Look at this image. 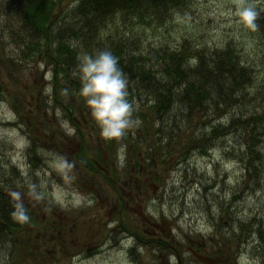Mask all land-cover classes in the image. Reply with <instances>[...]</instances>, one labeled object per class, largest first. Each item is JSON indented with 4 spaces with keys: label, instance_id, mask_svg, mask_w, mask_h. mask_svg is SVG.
<instances>
[{
    "label": "rangeland",
    "instance_id": "obj_1",
    "mask_svg": "<svg viewBox=\"0 0 264 264\" xmlns=\"http://www.w3.org/2000/svg\"><path fill=\"white\" fill-rule=\"evenodd\" d=\"M75 2L64 0L60 16L63 17L65 10H70ZM254 5L258 6V3L249 0H189L180 9H174L162 27H132V37H139L141 49L146 53L151 47L166 45L173 48L181 36L190 37L195 44L206 47L236 39L242 45L240 57L253 66L255 81L259 83L264 80V63L259 59L262 53H257L259 49L255 48L257 40L245 34L247 28L244 32L240 30L246 26L239 22L237 15L238 9L253 8ZM13 8L9 9L10 18L18 9ZM8 19L0 17V90L3 91L0 95V102H3L0 104V179L10 178L16 186L22 185L25 189V185H32L31 189H35L33 196L24 195L22 202L31 203L35 207H32L35 218L43 222L40 226L32 224L28 230L30 245H41V249L39 256H34L27 264L40 261L41 264H177L176 258L178 264H203L188 251V247L197 246L211 257L217 253L222 264H239L240 257L246 259V264H264V144L261 147L263 166L259 184L251 180L242 183L241 166L234 153H229L233 146L237 147L234 133L222 142L218 140L207 154L196 150L183 162L177 160L186 135L199 127L193 128V124L202 117L194 116L191 122H187L177 111L167 114L169 123L164 129L170 138L162 141L166 145L162 148L165 154L162 160L157 152H144V148L147 143L158 142L163 127L160 134L144 140V126L138 119L133 120L138 123H133L123 133L127 140L115 138L112 142L115 152L102 154L95 147L104 146L108 138L102 137L96 130V122L84 114L87 124L92 123L95 127L92 129L89 124L82 127V145L87 150L80 144L81 150L77 153H84L93 162L104 156L100 168L107 173L104 177L98 169L90 171L81 160L82 163L78 161L75 147L70 150L79 140L76 132L68 133L62 126V121L66 120L59 106L61 103L51 97V66L36 55L25 58L24 48L16 45L19 40L14 33L23 25ZM109 21L107 26H102L100 34L105 40L107 34L115 37L124 30L122 21L114 18ZM13 94H16L15 103L20 107L17 113L12 105ZM57 99L62 103L66 101L60 95ZM254 100L264 105V96ZM139 104L136 98L133 102L135 111ZM35 106L37 111L33 110ZM35 114L45 124L38 120L34 126L39 161L37 167H31L27 150L31 138L22 119ZM74 116L77 117V113ZM120 141L125 144L123 147ZM154 172L157 175L153 184L155 188L149 181ZM236 190L240 191L233 199ZM88 193H97L103 199L102 203L94 195L95 198L89 200ZM46 204L50 207H45ZM114 204L119 207L124 204V211L114 213ZM149 219H155L161 227L169 229L166 233L170 248L131 244L134 238L131 233L142 238L143 228L151 230L146 222ZM238 221L248 222L254 231L246 232L245 239L240 235V243L235 246ZM49 222L55 226L62 224L67 234L58 230L47 231L44 225ZM76 240L79 242L75 243ZM8 261L9 258L5 259L6 263Z\"/></svg>",
    "mask_w": 264,
    "mask_h": 264
},
{
    "label": "trees",
    "instance_id": "obj_2",
    "mask_svg": "<svg viewBox=\"0 0 264 264\" xmlns=\"http://www.w3.org/2000/svg\"><path fill=\"white\" fill-rule=\"evenodd\" d=\"M249 1L258 3V6L253 7L257 12L256 28L246 26L244 29L243 26L240 30L244 32L247 28L245 34L257 40L255 48L259 49L257 53H262L259 59L264 63V0ZM188 2L189 0H76L71 9L65 10V15L61 17L64 0H0V17H8L9 21L21 22L23 25L14 33L19 40L16 45L24 48L26 59L36 55L51 66V89L55 102H58L60 95L62 99H66V103L71 104V93L79 100L83 98L79 95V78L72 75L78 53L86 51L93 54L97 50L107 49L117 57L118 66L127 78V99L133 108L134 100L138 98L140 101L133 117L137 116L145 127L144 140L160 134V128L169 123L166 116L171 111L179 112L181 119L187 122H191L194 116L202 117L201 121L193 124V128L197 125L199 127L186 135L184 155L189 156L196 150L205 153L218 140L222 142L234 133L237 147H231L229 153H234L233 156L241 166L242 182L251 180L254 184H259L263 166L261 147L264 144V105H259L254 99L264 96V80L259 83L255 81L253 66L240 57L242 45L235 39L224 41L218 46L206 47L195 44L190 37L181 36L173 48L166 45L151 47L146 53L141 49L139 37H132V27H162L168 22L174 9H180ZM14 6L18 9L10 18L9 9H14ZM65 18L69 20L66 21ZM113 18L122 21L124 30L115 37L107 34L106 41L100 37L102 26H107ZM2 94L3 91L0 90V95ZM16 99V94H13L12 105L17 113L20 107L15 103ZM236 106L238 109H235ZM33 110L36 111V108ZM38 118L35 114L29 116L28 120H22L31 138L27 149L31 167H37L39 161L34 138L35 123L41 120ZM41 121L45 124L43 119ZM157 121L160 127L154 126ZM162 138L154 145L147 143L145 149L160 152L162 147L159 142ZM109 143L108 150L111 151L112 142ZM76 155L87 169H96L95 164L84 153ZM9 179H0V259H3L0 263L20 264L23 260V264H27L34 256H39L41 249V245H30L29 227L32 224L40 226L43 222L35 218L31 203L22 202L24 195L33 196V186L25 185L23 189L22 185L16 186ZM13 193L17 195L13 197ZM45 207L50 206L46 204ZM21 211L27 217L23 221L16 218V214ZM237 223L239 231L234 237L235 246L240 243V235L244 238L246 232L254 231L248 222ZM44 228L52 232L56 230L53 222L44 225ZM257 231L260 233L261 229L258 228ZM223 244L226 245V242ZM8 258L6 263L5 259ZM41 263L43 262L36 264Z\"/></svg>",
    "mask_w": 264,
    "mask_h": 264
},
{
    "label": "clouds",
    "instance_id": "obj_3",
    "mask_svg": "<svg viewBox=\"0 0 264 264\" xmlns=\"http://www.w3.org/2000/svg\"><path fill=\"white\" fill-rule=\"evenodd\" d=\"M237 15L240 23L250 29L256 28L257 12L254 8H240L237 10ZM76 59L77 64L72 75L79 78V95L84 98L86 106L96 121L99 134L108 139L122 136L124 130L133 123H138V120L131 119L133 106L127 99V78L118 66L117 57L111 51L101 49L93 54L81 51ZM62 126L68 133L73 132L67 121H62ZM12 195L15 197L17 194ZM16 218L23 221L27 217L21 211L16 214ZM238 261L239 264H246L244 257L238 258Z\"/></svg>",
    "mask_w": 264,
    "mask_h": 264
},
{
    "label": "flooded vegetation",
    "instance_id": "obj_4",
    "mask_svg": "<svg viewBox=\"0 0 264 264\" xmlns=\"http://www.w3.org/2000/svg\"><path fill=\"white\" fill-rule=\"evenodd\" d=\"M84 108H82V107H77V114H78V116H79V119L80 120H78V119H76L75 118V116H73L68 110L66 111V113H65V116H66V118H67V120H68V122L71 124H73V127L76 129V133H75V135L77 136V137H82L83 135H82V133H80V131H81V127H80V125H85L86 124V120L84 119ZM87 114H88V117H90V112H89V110L86 112ZM79 135V136H78ZM78 146H80V140H79V142H78V144H76L75 146H73L72 148H70V150H72L74 147V150L76 151V153L77 152H79V148H78ZM78 148V149H77ZM86 152V151H85ZM68 154V153H67ZM102 154H106V152H102ZM63 157H64V159L65 160H68L67 159V156H65L64 154H63ZM105 161V158L104 157H102L101 158V162L99 163V162H94L95 164H96V167H97V169L99 170V171H101V172H103V173H106V170H104V169H102V168H100V166H101V164H103V162ZM80 162V161H79ZM81 163V162H80ZM100 168V169H99ZM155 178H156V175L154 176ZM154 177L153 176H151V177H149V181H150V183L151 182H154L155 181V179H154ZM144 183V182H143ZM89 194V193H88ZM91 194V195H90ZM89 194V196L91 197L90 198V200L95 196L96 197V199L99 201V202H101L102 203V198H101V196H99V195H97V193H90ZM94 195V196H93ZM94 197V198H95ZM103 203H104V201H103ZM101 206H103V204H101ZM113 206V208H115V212L114 213H118L119 214V211L121 210V209H124V207L123 208H121V207H119L118 205H116V204H114V205H112ZM117 221V220H116ZM118 222V221H117ZM146 222L147 223H149V226L151 227V230H149V229H147V228H143L142 229V231H141V234H142V236H144V237H139V235H137L136 233H131V232H129V233H131L130 235H132L134 238H133V240L135 241V244L136 243H139V245H142V246H145V245H147V244H149V243H151V244H154V245H156L157 247H162V246H165V248H170V245L168 244V241H167V239L169 238V236H168V233H166V232H169V229L168 228H163V227H161V223L158 221V222H156V220L155 219H149V220H146ZM162 223H164V222H162ZM165 226H167L168 225V223H165L164 224ZM63 225L62 224H59V227H58V231H60V233H63V234H67V232L68 231H66V228L65 227H62ZM116 228V227H115ZM75 230V229H74ZM114 230V229H113ZM76 231V230H75ZM170 239V238H169ZM76 242H79L78 240H76L75 241V243ZM190 249H192L191 247H188V251L190 250ZM176 262H177V264H178V258H177V260H176Z\"/></svg>",
    "mask_w": 264,
    "mask_h": 264
},
{
    "label": "water",
    "instance_id": "obj_5",
    "mask_svg": "<svg viewBox=\"0 0 264 264\" xmlns=\"http://www.w3.org/2000/svg\"><path fill=\"white\" fill-rule=\"evenodd\" d=\"M194 256L200 260L203 264H217V261L214 259H211L210 257L202 254H197L193 252Z\"/></svg>",
    "mask_w": 264,
    "mask_h": 264
}]
</instances>
